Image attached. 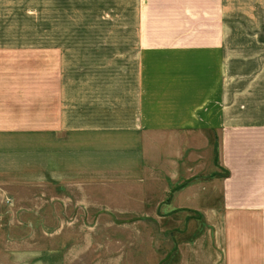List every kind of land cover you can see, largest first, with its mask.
Wrapping results in <instances>:
<instances>
[{
    "label": "crops",
    "instance_id": "1",
    "mask_svg": "<svg viewBox=\"0 0 264 264\" xmlns=\"http://www.w3.org/2000/svg\"><path fill=\"white\" fill-rule=\"evenodd\" d=\"M18 4L0 0V264H71L53 220L180 212L220 220L184 264H264V0H140L135 34L73 46Z\"/></svg>",
    "mask_w": 264,
    "mask_h": 264
},
{
    "label": "rangeland",
    "instance_id": "2",
    "mask_svg": "<svg viewBox=\"0 0 264 264\" xmlns=\"http://www.w3.org/2000/svg\"><path fill=\"white\" fill-rule=\"evenodd\" d=\"M18 1L17 7L23 10L22 28L32 23L34 31L37 22L36 33L57 36L61 45L64 41L65 46H73L81 35L135 34L140 0ZM31 7L36 14L30 23L25 8ZM17 19L20 25L21 19ZM216 156L217 150H212L211 156L208 154L205 160L209 166L211 159L215 164ZM73 214L76 213L72 205ZM53 222L55 226H64L53 238L65 246L70 243L71 264H184L180 254L176 256L177 248L189 258L196 243L205 246L208 227L219 225L220 220L180 212L168 218L72 217Z\"/></svg>",
    "mask_w": 264,
    "mask_h": 264
}]
</instances>
